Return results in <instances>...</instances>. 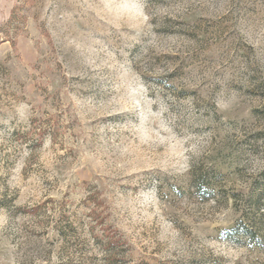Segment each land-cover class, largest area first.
<instances>
[{
	"label": "rangeland",
	"instance_id": "rangeland-1",
	"mask_svg": "<svg viewBox=\"0 0 264 264\" xmlns=\"http://www.w3.org/2000/svg\"><path fill=\"white\" fill-rule=\"evenodd\" d=\"M0 264H264V0H0Z\"/></svg>",
	"mask_w": 264,
	"mask_h": 264
},
{
	"label": "trees",
	"instance_id": "trees-1",
	"mask_svg": "<svg viewBox=\"0 0 264 264\" xmlns=\"http://www.w3.org/2000/svg\"><path fill=\"white\" fill-rule=\"evenodd\" d=\"M5 40L12 42L14 45L16 44L15 38H13V37H6ZM116 242H117V240L115 239V236L110 237V239H109L110 246H114L116 244Z\"/></svg>",
	"mask_w": 264,
	"mask_h": 264
}]
</instances>
